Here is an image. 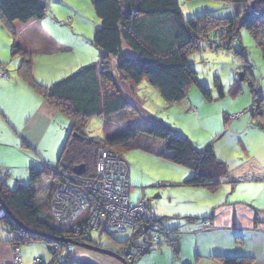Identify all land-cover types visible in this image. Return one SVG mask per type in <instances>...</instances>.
Instances as JSON below:
<instances>
[{
  "label": "rangeland",
  "instance_id": "374dc122",
  "mask_svg": "<svg viewBox=\"0 0 264 264\" xmlns=\"http://www.w3.org/2000/svg\"><path fill=\"white\" fill-rule=\"evenodd\" d=\"M44 1L46 12L41 19L21 23L7 22L0 17V72L3 73L0 80L12 79L7 85L0 83V175L10 189L18 182L28 184V168L31 165L42 166L41 159L55 164L61 144L63 145L71 127L70 117L54 111L56 117L49 119L46 130L41 134V142L37 140L35 146L27 147L21 145V141L15 137L14 126L7 116L10 115L16 120L17 117L24 119L40 104V101L36 102L35 99H43L30 86L15 85L14 82L18 78L23 80L18 70L22 60L29 59L35 79L50 85L64 75L84 65L97 63L100 59L99 49L90 43L98 24L91 1ZM249 5V2L231 0H180L184 19H192L203 13L214 18L235 16L248 9ZM236 29L237 35L232 41L215 40L212 34L210 41L201 40L200 48L187 56L188 64L196 71L198 83L209 90L210 98L203 95L196 83H190L185 89L183 99L167 101L158 89L145 79L139 85H134L130 80L133 91L128 95L133 99V106L106 118L97 115L87 118L85 134L89 137H104L105 134H111L112 130L117 132L127 127L143 128L147 126L148 120H159L188 137L196 149L212 145L216 160L223 162L229 172H240L242 177L247 178L244 174L252 173L251 161L260 163L258 166L264 169L262 147L252 138L256 133V122L249 111L252 104V88L263 97L264 110V59L250 30L239 26H236ZM47 40H51L52 44ZM13 44L21 46L14 54ZM108 62L115 80L119 81L116 57L110 56ZM242 72L245 77L240 78ZM215 78L222 86L223 97L218 94L219 88ZM234 114L238 116L231 118ZM245 116L249 121L244 119ZM111 149L116 150L129 167L130 201L145 198L146 203L150 205V212L161 219L165 227H168L169 217L179 211L177 204L194 208L193 205L179 202L180 197L184 195L182 191L194 189L181 184L186 175L192 174V170L165 158V150L157 152V144L148 136L137 135L127 142V146L117 145ZM240 164L243 165L238 172L236 168ZM226 178L229 179V175ZM178 184L182 186H177ZM45 186L46 180L33 185L38 189V199H43ZM227 186L230 187V183H222L213 193L203 187L198 188H203L204 192L209 191L208 194H214L213 196H221L223 193H230L231 188L226 190ZM192 194L199 195L198 192ZM199 199L204 201L201 196ZM200 206L195 205V208L201 209ZM3 219L11 217L8 215ZM3 219H0V241L14 237L2 222ZM178 220L184 221L183 218ZM129 233V230L93 231L92 236L102 248L114 250ZM143 234L141 233V236ZM10 242L12 246L13 241ZM48 245L60 246L58 243L48 244L41 240L20 243L22 264H31V260L37 257L48 261L52 257ZM161 245L139 257L135 264H175L177 259L173 258V253L163 238ZM67 253L80 261L85 259L96 264H122L110 255L73 244L70 247L64 245L61 253L56 256L63 260ZM161 255L163 257L160 259L158 256Z\"/></svg>",
  "mask_w": 264,
  "mask_h": 264
},
{
  "label": "trees",
  "instance_id": "16d2710c",
  "mask_svg": "<svg viewBox=\"0 0 264 264\" xmlns=\"http://www.w3.org/2000/svg\"><path fill=\"white\" fill-rule=\"evenodd\" d=\"M231 1H249L251 6L235 16L225 18H214L203 13L192 19H184L177 0H92L93 10L98 18L91 38L100 51L97 63L84 65L45 86L33 77L29 59L22 60L18 70L23 81L39 93L51 108L70 117L71 127L54 165L43 162L42 166L31 165L28 168V184L18 182L10 189L0 175V197L8 211L25 226L22 228L11 219L2 221L8 231L14 234L11 241L18 245L34 240L48 244L58 243V254L64 245L71 246L67 239L101 246L93 238L92 232H87V239L83 236L76 237L71 223L60 222L52 214L50 189L56 178L52 169L72 172L74 165L84 164V175L90 176L94 172L99 150H111L122 157L111 148L117 145L127 146V142L137 135L165 141L166 150L172 153L167 159L192 170L191 176L184 179L182 185L215 191L227 180V166L216 160L212 145L196 149L188 137L159 120H148L147 126L143 128H127L117 132L112 130L111 134H105L104 137H89L84 128L87 118L91 116L106 118L133 106L117 86L108 62L110 56L116 57L115 65L120 77L133 83L145 79L167 101L183 99L190 83H196L203 95L210 98L209 90L198 83L196 71L188 64L187 56L200 48L201 40L210 41L212 34L215 40L230 42L237 35L236 26L247 28L264 59V0ZM45 12L44 0H0V17L7 22L27 23L43 18ZM12 47L13 54L21 49L16 44ZM241 75L245 77L244 72ZM215 83L219 88V96L223 97L224 92L217 78ZM109 87L114 89L113 92ZM251 92L252 104L249 111L253 118H259L264 125L263 97L253 88ZM43 180H46L43 188L45 195L43 199H38V189L33 185ZM83 217H79L78 221L83 222ZM187 219L193 221L195 218ZM153 220L170 233L165 241L176 254L177 243L170 238L173 230L165 228L161 219ZM204 220L209 218H203L198 223ZM102 232L107 231L104 229ZM136 238V234H129L112 250L124 257L121 249L126 247V251L131 253L130 258L124 257L127 264H135L139 257L161 243L160 241L158 246L146 248ZM123 243H129V246H124ZM47 248L51 249L52 257L48 262L38 257L43 260L42 264H96L85 259L80 261L68 253L63 260H59L56 249L50 245ZM218 258L223 264H251L252 261L248 256L221 255Z\"/></svg>",
  "mask_w": 264,
  "mask_h": 264
},
{
  "label": "crops",
  "instance_id": "0c3cea01",
  "mask_svg": "<svg viewBox=\"0 0 264 264\" xmlns=\"http://www.w3.org/2000/svg\"><path fill=\"white\" fill-rule=\"evenodd\" d=\"M90 1L92 3V0ZM177 1L180 5V0ZM249 4L248 8L251 6L250 2ZM47 42L52 44L51 40H47ZM90 43L95 46L91 40ZM119 78L120 80L116 81L117 86L126 99L132 104L133 99L129 97L128 93L130 92L129 94H132L133 84H131L128 79L121 78L120 76ZM35 80L48 86L44 81ZM143 80L139 83H134V85L143 83ZM11 81V78L2 79L0 83L1 85H7ZM14 83L16 86L20 87H24L22 85L26 84L25 81L19 80V78ZM113 90L114 89L111 88V92H113ZM35 101H40V104L37 105L35 111L32 112L30 116H25L24 119L21 120L20 117H17L16 120L10 115L7 116L8 121L14 126L15 137L21 141V145H27V147L35 146V142L41 140V134L46 130L49 119L56 117L54 116L55 110L51 108L44 99L38 100V98H36ZM1 108L2 106L0 109ZM244 119L249 121V118L246 116ZM254 120L256 122L255 127L257 128L252 138L254 142H257L262 147L264 153V125L259 118H254ZM149 138L157 144L158 149H155L157 152L166 151L167 154H165V158L172 155L171 152L166 150L165 141L152 137ZM51 145L53 144H50V146ZM41 160L47 162L43 159ZM251 162L260 165V163ZM242 165L243 164L237 166L236 169L238 172ZM234 172L235 171H228L229 179L222 182L230 183V187L227 186L226 190L231 188L230 193H234L233 195L226 192L221 196H213L214 194H208L210 190L205 191L207 193L202 191L204 187L202 189L193 187V190L182 191L184 195L180 197L179 202H182L184 205H193L192 207L194 208H185L177 204L176 207L180 209H178L179 211H177L175 215L169 217L170 219L167 221L168 227H165V225L161 223L165 228L173 230L171 238L177 243L178 252L175 254L168 242H166L168 246H165L170 248L173 253V258L177 259L175 264H223L218 258V256L221 255L248 256L252 258L251 264H264V175L257 178H251L249 175H245L247 177L245 178L242 177L240 172L238 174H234ZM189 176H191V174L186 175L184 179ZM184 179H182V181ZM177 186L182 185L178 184ZM219 188L220 187L215 191H210V193L216 192ZM194 192H198L199 195H193L192 193ZM200 196L203 197V202L199 199ZM195 205L202 208H195ZM147 207L149 215L153 218H157L150 212L149 204H147ZM179 218H183L184 221L178 220ZM187 218L195 219L193 221H188ZM203 218H209L213 224V228L208 230H197L198 221ZM159 245H161V243ZM22 257L23 256H21V258ZM158 257L161 259L163 255ZM42 259L45 261L44 258ZM31 261L33 262V260ZM11 262L12 247L10 239L0 241V264H11Z\"/></svg>",
  "mask_w": 264,
  "mask_h": 264
},
{
  "label": "built area",
  "instance_id": "2783aa9c",
  "mask_svg": "<svg viewBox=\"0 0 264 264\" xmlns=\"http://www.w3.org/2000/svg\"><path fill=\"white\" fill-rule=\"evenodd\" d=\"M0 75H3L0 72ZM238 114L230 116L236 118ZM251 178L264 174V169L251 163ZM56 175L50 189V207L54 217L64 223H71L75 236L87 239V232L93 231H118L129 234H139L137 241L141 246L150 248L158 246L161 238L168 236L153 218L150 217L145 198L140 197L136 202H131L129 193V168L127 163L118 154L111 150H99L94 172L89 175H77L60 169H52ZM6 206L0 197V219L8 217ZM84 216L82 221L78 218ZM4 220V219H3ZM213 228L209 220L201 221L197 230ZM141 233H144L141 236ZM129 246V243L124 245ZM11 264H22L19 245L12 243ZM57 253L59 246H54ZM123 247L121 253L125 258H130L131 253ZM51 252V249H50ZM41 258H34L32 264H42Z\"/></svg>",
  "mask_w": 264,
  "mask_h": 264
},
{
  "label": "water",
  "instance_id": "95a60500",
  "mask_svg": "<svg viewBox=\"0 0 264 264\" xmlns=\"http://www.w3.org/2000/svg\"><path fill=\"white\" fill-rule=\"evenodd\" d=\"M240 78H243L242 75ZM72 172L77 174V175H81L85 172V166L84 164H76L72 167ZM7 212L8 214L10 215L11 217V220L18 224L20 227L24 228L25 226H23L7 209ZM69 243L72 245H76V246H82V247H85V248H88L90 250H93V251H98V252H101V253H104V254H107V255H110L116 259H118L122 264H127V261L125 260L124 257H122L121 255H119L118 253L112 251V250H109L107 248H102V247H99V246H93L91 244H87V243H83V242H79V241H75V240H69Z\"/></svg>",
  "mask_w": 264,
  "mask_h": 264
}]
</instances>
